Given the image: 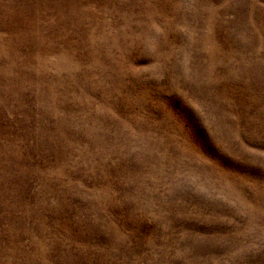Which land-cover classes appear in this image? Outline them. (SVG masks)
Instances as JSON below:
<instances>
[{
    "label": "rangeland",
    "instance_id": "1",
    "mask_svg": "<svg viewBox=\"0 0 264 264\" xmlns=\"http://www.w3.org/2000/svg\"><path fill=\"white\" fill-rule=\"evenodd\" d=\"M0 264H264V0H0Z\"/></svg>",
    "mask_w": 264,
    "mask_h": 264
}]
</instances>
